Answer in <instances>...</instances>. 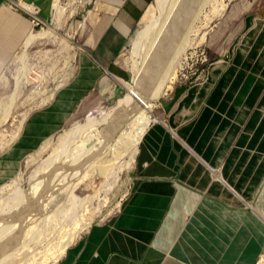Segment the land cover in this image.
Wrapping results in <instances>:
<instances>
[{"label": "crops", "instance_id": "obj_1", "mask_svg": "<svg viewBox=\"0 0 264 264\" xmlns=\"http://www.w3.org/2000/svg\"><path fill=\"white\" fill-rule=\"evenodd\" d=\"M148 1L108 0L92 44L79 53L78 74L32 112L0 155V181L65 124L104 72L118 78L113 66L133 44ZM54 2L0 0L7 64L24 54L27 27L43 24ZM240 29L206 74L160 97L139 142L127 198L55 264H256L264 251V11L246 17Z\"/></svg>", "mask_w": 264, "mask_h": 264}, {"label": "rangeland", "instance_id": "obj_2", "mask_svg": "<svg viewBox=\"0 0 264 264\" xmlns=\"http://www.w3.org/2000/svg\"><path fill=\"white\" fill-rule=\"evenodd\" d=\"M223 3V11L217 14L211 12L213 5H207L194 15L193 26H202L198 40L203 35L204 39L194 57L178 71L171 87L206 74L208 66L222 59L228 45L239 35L246 17L264 11V0H223ZM185 4L187 0H149L137 21L133 44L113 66L118 71L113 74L118 78L104 72L103 83L88 88L65 124L24 155L14 175L0 181L1 264H7L12 255L21 263H37L51 257L65 241L72 244L83 236L84 233L76 237L90 218L92 226L109 220L120 209L130 192L133 169L132 166L119 174L126 158L122 128L130 125L131 114L137 120L140 113L132 107L131 114L124 112L117 121L112 118L117 113L111 112L128 92L122 80L131 87L139 80L140 90L150 95L164 88L171 70L160 64L165 57L171 59L172 54L167 57L168 48L177 46L185 34V25L179 24ZM151 5L150 29L143 41L135 43L142 16ZM108 6V0H55L51 16L43 24L26 18V25L33 23L32 29L27 27L20 42L23 46L31 30L48 31L52 35L48 44L35 40L21 57L15 55L9 60L11 64L0 53V155L19 137L32 112L51 101L78 74L79 53L88 43L92 44V29ZM4 42L9 40L2 39ZM107 168L109 171L104 172Z\"/></svg>", "mask_w": 264, "mask_h": 264}, {"label": "bare ground", "instance_id": "obj_3", "mask_svg": "<svg viewBox=\"0 0 264 264\" xmlns=\"http://www.w3.org/2000/svg\"><path fill=\"white\" fill-rule=\"evenodd\" d=\"M57 1H59V0H56V2ZM174 2L176 3L177 1H174ZM222 2H223V0H187V4H185V8H184V10L181 13V17H180V21H179V24L181 23V27L185 25V28L183 29L184 31L182 30L183 33H185V34L182 36L183 33H181V36L182 37H181V39H180V41H179V43H178L177 46H175L174 48H170L169 47L168 48L169 49L168 50V53H167V50H165V53H167V57L169 56L168 54H172L171 59L168 60L165 57V60H161L160 66L161 65H164L165 66V70L167 68H169L171 70V74L168 75V80H167L164 88H162L161 91H156V92H154V93H152L150 95V94H146L143 90H140V86L138 85V83L140 82L139 80H138V82H136V86H132V87L130 86L129 83L124 82L123 80L121 81V83L123 84V86L125 88H128V92L125 95L124 99L120 100L119 103H118V105L115 107V109L112 110L111 114L117 113V114H115L113 116L111 115L112 118L114 120H117L118 121V120H120L123 117L122 114L124 112L125 113L126 112H129V114H131L132 110H130V109L132 107H136L135 109H137L140 114H139V117H138L137 120H134L135 117L133 116V114H131V119L132 120H131L130 125H128V126L125 125L122 128V131H123L122 134L124 136L121 135V138H122V141L125 142L124 147H125V150H126V153H125L126 154V158L124 160V163L119 167V174L124 169L125 170H129L133 166V164H134L135 155H136L137 150H138L139 142H140V140H141L144 132L146 131L148 125L151 123V121L155 117L153 115V108L155 107V102H156L155 100L158 98V95L159 94L161 96L164 95L168 91V89L171 88V85L174 83V81L178 77V74H179L178 71H180L182 69V67L184 66V64L191 57H194V55L196 53L195 50L200 45L202 39H204L203 38L204 35L202 34L203 37L201 39L199 38V40H198V37H197L198 34L197 33L199 32V30L201 29L202 26L201 27L200 26L199 27L198 26L197 27H194L193 26L194 15H197V12L199 14L200 13V10L201 9H205V7L207 5H209V6L210 5L211 6L213 5L212 8H211V12L213 14H217L218 12L223 11L221 8H224L225 7L224 3L222 4ZM219 4H221V7L218 6ZM152 6L153 5L149 6L148 9L144 12V14L142 16V19H141L142 27H141V29H140L137 37H136L135 43L136 42H139V41H143V39H145V37L147 35V32L150 29V26H151L150 24H151V19H152V11H153ZM172 7H173V5H172ZM34 9H36V8H34ZM34 9L29 6L27 10H29L30 12H34ZM171 9H173V8H171ZM170 10H168V11H170ZM171 12H172V10H171ZM168 14H170V13L168 12ZM172 14H174V11H173ZM169 17H170V15H169ZM165 23H166V21H165ZM175 23H177V22H175ZM101 24H103V22H101ZM174 26H176V27H174ZM174 26L172 24V27L177 28V25H174ZM51 37H52V35L48 31H42L41 33H39V32H36V33L35 32H31L30 35L27 37V40L25 41V44H24L25 47H24V50L23 51L26 52L27 49L31 46L30 44L33 43V42H35V40L40 39V40H44V43H47V42H50V38ZM172 45H173V43H172ZM172 45H171V47H172ZM69 46H71V45H69ZM69 49H70V47H69ZM176 66H177V68H176ZM19 79H21V78H19ZM14 96H15V94H14ZM41 151H43V150H41ZM112 153L115 156V153L114 152H111V155H112ZM122 153L123 152H120V154H122ZM107 170H108V168L105 169L104 172H107ZM0 190H2V189H0ZM1 193H2V191H1ZM19 206H22V205H19ZM91 221H92V219L90 218L86 222V224L79 230V232L77 233L76 237H79L81 234L86 233L88 231V229L91 227ZM73 239L76 240L75 237ZM70 244H71V241L70 240L65 241L63 243V245L61 244L62 246H59L60 249L58 248V250H57V252L55 254H53L51 257L48 255L49 256L48 258H46V259H44V260H42L40 262H37V263H35V262H23V263H21V262H19V260H15L14 258H16V257H14L12 255L10 258H8L7 262L8 261L9 262L7 264H46V263L47 264H55L64 255L65 251L67 250V248H68V246ZM16 250H18V249H16ZM35 261H36V259H35ZM4 262H6V259H4Z\"/></svg>", "mask_w": 264, "mask_h": 264}, {"label": "built area", "instance_id": "obj_4", "mask_svg": "<svg viewBox=\"0 0 264 264\" xmlns=\"http://www.w3.org/2000/svg\"><path fill=\"white\" fill-rule=\"evenodd\" d=\"M256 264H264V251L259 260L256 262Z\"/></svg>", "mask_w": 264, "mask_h": 264}]
</instances>
